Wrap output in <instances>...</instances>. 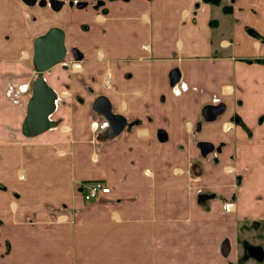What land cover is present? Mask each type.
Here are the masks:
<instances>
[{
	"label": "crops",
	"instance_id": "0c3cea01",
	"mask_svg": "<svg viewBox=\"0 0 264 264\" xmlns=\"http://www.w3.org/2000/svg\"><path fill=\"white\" fill-rule=\"evenodd\" d=\"M41 1L0 0V264H238L241 224L264 223V0ZM54 28L55 126L27 137ZM91 181L110 193L86 202Z\"/></svg>",
	"mask_w": 264,
	"mask_h": 264
},
{
	"label": "water",
	"instance_id": "95a60500",
	"mask_svg": "<svg viewBox=\"0 0 264 264\" xmlns=\"http://www.w3.org/2000/svg\"><path fill=\"white\" fill-rule=\"evenodd\" d=\"M25 1L30 5L37 3V0ZM39 4L43 7L50 5L54 11H60L63 7V3L57 0H51L50 2L43 0ZM85 6L86 4L78 5V7ZM64 37L62 30L54 28L35 41L33 64L39 77L33 83L32 97L28 104V113L22 128L23 134L27 137L37 136L55 126V123L50 120V116L55 111L56 94L45 81L44 74L67 58L68 52L64 46ZM73 54L76 55L77 52L75 51ZM179 79V74L175 72L172 75V83L176 84ZM94 109L107 120L112 137L119 136L127 128V120L113 114L111 106L104 98L97 100ZM206 112L207 120H215L221 111L210 108ZM198 147L205 157L214 151V146L209 143H200ZM257 250L259 251L256 256L263 260L264 253L261 249Z\"/></svg>",
	"mask_w": 264,
	"mask_h": 264
},
{
	"label": "rangeland",
	"instance_id": "374dc122",
	"mask_svg": "<svg viewBox=\"0 0 264 264\" xmlns=\"http://www.w3.org/2000/svg\"><path fill=\"white\" fill-rule=\"evenodd\" d=\"M33 76L34 83L38 79L39 75L35 72ZM33 83L29 92L30 95L32 93ZM20 89L22 90V87L18 89L19 92ZM23 93L25 92L21 91L20 95L18 97H15L12 102L14 104H18V99ZM239 248L240 255L238 264H264V259H260L255 254H250V250L252 248L264 250V223L262 224V222L260 221L253 223H251V221L242 223L239 228Z\"/></svg>",
	"mask_w": 264,
	"mask_h": 264
},
{
	"label": "built area",
	"instance_id": "2783aa9c",
	"mask_svg": "<svg viewBox=\"0 0 264 264\" xmlns=\"http://www.w3.org/2000/svg\"><path fill=\"white\" fill-rule=\"evenodd\" d=\"M82 189V197L86 202L96 201L111 191L102 181L84 182L82 183Z\"/></svg>",
	"mask_w": 264,
	"mask_h": 264
},
{
	"label": "trees",
	"instance_id": "16d2710c",
	"mask_svg": "<svg viewBox=\"0 0 264 264\" xmlns=\"http://www.w3.org/2000/svg\"><path fill=\"white\" fill-rule=\"evenodd\" d=\"M209 1V0H208ZM210 1H214L217 5L221 4V0H210ZM225 12L229 13L231 11V8H224ZM256 38H259V36H257L256 34H254ZM264 42V40H263ZM2 189H4V187H1Z\"/></svg>",
	"mask_w": 264,
	"mask_h": 264
},
{
	"label": "flooded vegetation",
	"instance_id": "af4514ba",
	"mask_svg": "<svg viewBox=\"0 0 264 264\" xmlns=\"http://www.w3.org/2000/svg\"><path fill=\"white\" fill-rule=\"evenodd\" d=\"M250 251H251L250 252L251 255H254V254L257 255L259 250L255 249V248L254 249L252 248Z\"/></svg>",
	"mask_w": 264,
	"mask_h": 264
}]
</instances>
